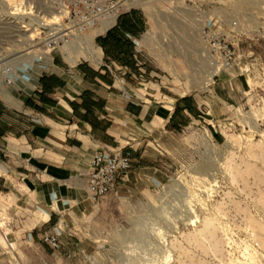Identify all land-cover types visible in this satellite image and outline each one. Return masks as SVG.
<instances>
[{
	"label": "rangeland",
	"instance_id": "374dc122",
	"mask_svg": "<svg viewBox=\"0 0 264 264\" xmlns=\"http://www.w3.org/2000/svg\"><path fill=\"white\" fill-rule=\"evenodd\" d=\"M48 2L0 0V90L5 66L13 74L21 64L25 76L48 55L72 59L43 46L41 24L56 18ZM132 11L146 75L170 95L198 97L203 118L180 132L125 120L127 148L150 143L149 159L61 226L59 251L26 242L27 206L1 195L0 264H264V0H141ZM203 28L237 55L212 81ZM19 80L13 90L26 86Z\"/></svg>",
	"mask_w": 264,
	"mask_h": 264
},
{
	"label": "crops",
	"instance_id": "0c3cea01",
	"mask_svg": "<svg viewBox=\"0 0 264 264\" xmlns=\"http://www.w3.org/2000/svg\"><path fill=\"white\" fill-rule=\"evenodd\" d=\"M138 21L131 11L113 28L88 33L92 60L72 46V59L48 55L32 88H1L0 196L27 206L26 242L42 244L45 231L62 238L61 226L94 204L87 176L95 152L119 148L134 161L149 159L150 143L127 148L125 120L180 132L203 118L198 97L170 95L146 75L135 49Z\"/></svg>",
	"mask_w": 264,
	"mask_h": 264
},
{
	"label": "built area",
	"instance_id": "2783aa9c",
	"mask_svg": "<svg viewBox=\"0 0 264 264\" xmlns=\"http://www.w3.org/2000/svg\"><path fill=\"white\" fill-rule=\"evenodd\" d=\"M141 0H49V8L55 12L41 24L40 32L44 48L51 52L57 49L68 54V47L82 42L86 35L103 26L113 28L119 18L139 6ZM208 64L215 69L214 76L230 69L237 58L233 45L219 32L203 28L200 32ZM74 46V45H73ZM5 84L14 83L12 70L3 67ZM134 159L119 148L98 150L91 158L87 176L90 200L98 204L106 196L116 192L134 166ZM41 243L54 251L63 247L58 233L45 231Z\"/></svg>",
	"mask_w": 264,
	"mask_h": 264
},
{
	"label": "bare ground",
	"instance_id": "6f19581e",
	"mask_svg": "<svg viewBox=\"0 0 264 264\" xmlns=\"http://www.w3.org/2000/svg\"><path fill=\"white\" fill-rule=\"evenodd\" d=\"M107 29V26H103L101 29H97V30H95V31H97V32H102V31H105ZM147 37V36H146ZM148 38V37H147ZM146 41V38L143 40V42H145ZM85 46H87V49L91 52V45L89 44V42H88V40H86V42H85V44H84ZM72 46L73 45H71V46H69L68 47V49H69V53H71V49H72ZM76 46H78V45H76ZM78 47H80V46H78ZM91 49V50H90ZM11 61V60H10ZM12 62V61H11ZM32 67V66H31ZM232 68V67H231ZM229 70V69H228ZM227 71V70H226ZM222 72H225V71H222ZM15 73V74H14ZM215 74V69H212L211 71H209L208 72V74H207V77H208V80H211V78L213 77V75ZM14 75V76H13ZM39 75H40V70L39 69H37L36 67H34L30 72H29V74L28 75H25L24 76V72L22 71V69H21V64H19V65H17L16 67H15V70L13 71V74H11V76H12V78H13V80H15V84H14V86H18V84H19V82H20V80H19V78H22L23 80H25V82H26V87H27V89H30V88H32L34 85H35V83H36V81H37V79H38V77H39ZM212 81V80H211ZM210 82V81H209ZM10 87H12V86H10ZM2 88H6V89H8V87H6V86H4L3 85V87ZM9 96V95H8ZM11 97V96H10ZM202 137H203V139L205 140V141H209V139H208V137L205 135V134H202ZM152 154V153H151ZM209 225V224H208ZM258 226V225H257ZM207 227V226H206ZM259 227V226H258ZM257 228V227H256ZM255 228V229H256ZM260 228V227H259ZM259 228H257L258 230H259ZM209 229V228H208ZM208 231V230H207ZM210 233V232H209ZM210 235V234H209Z\"/></svg>",
	"mask_w": 264,
	"mask_h": 264
},
{
	"label": "trees",
	"instance_id": "16d2710c",
	"mask_svg": "<svg viewBox=\"0 0 264 264\" xmlns=\"http://www.w3.org/2000/svg\"><path fill=\"white\" fill-rule=\"evenodd\" d=\"M124 15H126V14H124ZM124 15H122V16H124ZM122 16H121V17H122ZM121 17H120V18H121ZM120 18H119V19H120ZM118 21H119V20H118Z\"/></svg>",
	"mask_w": 264,
	"mask_h": 264
}]
</instances>
